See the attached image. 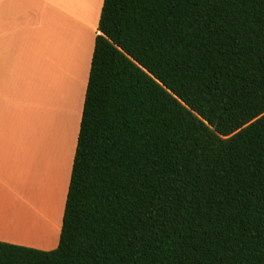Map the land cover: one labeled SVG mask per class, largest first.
I'll return each mask as SVG.
<instances>
[{"label": "trees", "instance_id": "obj_1", "mask_svg": "<svg viewBox=\"0 0 264 264\" xmlns=\"http://www.w3.org/2000/svg\"><path fill=\"white\" fill-rule=\"evenodd\" d=\"M51 251L0 264H264V0H104Z\"/></svg>", "mask_w": 264, "mask_h": 264}, {"label": "crops", "instance_id": "obj_2", "mask_svg": "<svg viewBox=\"0 0 264 264\" xmlns=\"http://www.w3.org/2000/svg\"><path fill=\"white\" fill-rule=\"evenodd\" d=\"M78 4V0H0L3 243L46 250L58 247L63 210L55 218L49 206L60 197L59 175L53 172L44 182L42 123H58L60 94L75 105L74 81L76 86L83 85L76 103L79 125L71 139V164L62 194L65 202L104 0H98L94 8L92 0Z\"/></svg>", "mask_w": 264, "mask_h": 264}, {"label": "rangeland", "instance_id": "obj_3", "mask_svg": "<svg viewBox=\"0 0 264 264\" xmlns=\"http://www.w3.org/2000/svg\"><path fill=\"white\" fill-rule=\"evenodd\" d=\"M79 4L81 3L79 2ZM83 83H84V79L82 81V84ZM73 85H74L75 102L78 104L80 102V98L82 95L83 85L76 86L75 81ZM66 97L67 96L66 95L64 96L63 93L60 94L58 123H42V139L44 140L43 142L46 148L45 152L43 151L44 182L47 181V179H49L50 175L53 172L55 173L54 176L57 173L59 175L58 189H59L60 197L55 205L49 206V207L53 206V212L55 214L54 215L55 218L56 216L58 218V216L62 214V210L64 215L66 201L65 202L63 201L62 194H64L65 191L64 188L66 187V183L68 182V174L71 164V149H72L71 139L74 137V132L77 128V124L79 125L78 114H76V103L74 105L71 101V98L70 99L68 98V101L66 102L67 100ZM71 107L73 108V110H71ZM29 175L30 174L28 173L27 183L30 178ZM55 235H56V231H54L53 236ZM59 241H60V234L58 238V245H59ZM38 250L51 251L46 249H38Z\"/></svg>", "mask_w": 264, "mask_h": 264}, {"label": "bare ground", "instance_id": "obj_4", "mask_svg": "<svg viewBox=\"0 0 264 264\" xmlns=\"http://www.w3.org/2000/svg\"><path fill=\"white\" fill-rule=\"evenodd\" d=\"M82 0H78V3L80 2L81 3ZM98 0H92V5H93V8L95 5H98L97 4Z\"/></svg>", "mask_w": 264, "mask_h": 264}]
</instances>
